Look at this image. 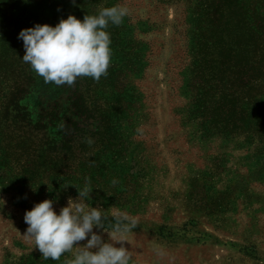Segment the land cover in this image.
Here are the masks:
<instances>
[{
    "label": "rangeland",
    "instance_id": "374dc122",
    "mask_svg": "<svg viewBox=\"0 0 264 264\" xmlns=\"http://www.w3.org/2000/svg\"><path fill=\"white\" fill-rule=\"evenodd\" d=\"M115 5L129 12L109 25L106 77L45 83L24 50L5 76L24 79L23 65L29 83L8 106L14 82L0 79V264L73 259L75 248L44 259L24 215L45 199L59 213L86 184L89 206L136 222L116 234L131 264H264L263 147L210 135L186 113L195 0H19L0 41ZM113 225L94 231L108 241Z\"/></svg>",
    "mask_w": 264,
    "mask_h": 264
},
{
    "label": "trees",
    "instance_id": "16d2710c",
    "mask_svg": "<svg viewBox=\"0 0 264 264\" xmlns=\"http://www.w3.org/2000/svg\"><path fill=\"white\" fill-rule=\"evenodd\" d=\"M17 1L1 0L3 23L19 11ZM192 15L187 115L210 135L241 138L264 150V0H195ZM0 45V79L14 82L8 106L29 81L23 65L24 79L5 76L18 66L21 40L3 34ZM114 223L107 218L104 227Z\"/></svg>",
    "mask_w": 264,
    "mask_h": 264
},
{
    "label": "clouds",
    "instance_id": "9594fccd",
    "mask_svg": "<svg viewBox=\"0 0 264 264\" xmlns=\"http://www.w3.org/2000/svg\"><path fill=\"white\" fill-rule=\"evenodd\" d=\"M128 12L126 7L115 5L101 8L97 14H86L83 20L70 14L55 26L36 23L23 28L17 36L25 50L22 62L45 83L56 86H72L81 77L99 81L108 75L112 57L109 25H121ZM78 192V199H69L59 213L50 199L26 210L25 235L34 240L46 260L59 261L63 254L75 248L74 258L67 264H131L130 251L122 243L115 246L116 242L127 240L117 238L116 234L132 230L136 222L130 221L126 214L115 217L112 232H107L110 239L105 241L94 228L104 229L107 217L100 208L86 203L90 197L87 184ZM85 240L86 244L79 245L78 242Z\"/></svg>",
    "mask_w": 264,
    "mask_h": 264
}]
</instances>
